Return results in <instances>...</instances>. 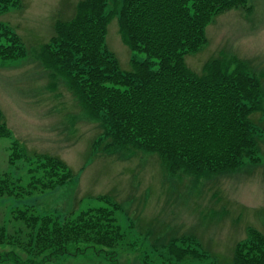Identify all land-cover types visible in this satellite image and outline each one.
<instances>
[{"label":"rangeland","instance_id":"1","mask_svg":"<svg viewBox=\"0 0 264 264\" xmlns=\"http://www.w3.org/2000/svg\"><path fill=\"white\" fill-rule=\"evenodd\" d=\"M83 1L23 0L21 10L0 14V25L12 29L22 44L13 49V59L0 58V111L10 131L9 138H0V174L26 186L39 175L40 162L50 185L55 167L45 158L60 160L71 174L63 185L0 198V225L18 228L11 220L15 209L30 207L35 215L62 221L116 203L122 241L115 250L74 254L72 246L47 264H231L234 247L247 239L249 228L264 236V0H244L216 15L204 29L206 45L184 56L185 68L198 76L213 63L223 71L239 67L258 82L261 93L248 116L258 133V162L203 176L165 174L159 160L143 152L91 154L104 130L81 108L67 78L47 65L43 50L51 44L55 23L70 19ZM122 2H107L104 47L128 72L132 60L146 56L131 52L118 32ZM2 46H7L4 38ZM14 143L25 157L9 164ZM9 250L0 246L2 255Z\"/></svg>","mask_w":264,"mask_h":264},{"label":"trees","instance_id":"2","mask_svg":"<svg viewBox=\"0 0 264 264\" xmlns=\"http://www.w3.org/2000/svg\"><path fill=\"white\" fill-rule=\"evenodd\" d=\"M22 1L0 0V14L21 10ZM108 1L78 4L70 19L55 23L51 44L43 49L47 65L67 78L81 108L104 130L93 141L91 154L110 156L131 150L135 157L143 152L154 155L170 175L221 174L235 171L245 161L258 162V133L248 120L261 101L258 82L239 67L223 71L213 63L198 76L183 63L185 55L206 45L204 29L211 20L244 0H123L118 32L131 52L146 56L143 61L132 60L128 72L104 47ZM2 38L7 46L0 47V58L13 59L12 51L22 47L21 41L4 24L0 25ZM9 137L0 111V138ZM17 145L13 144L9 164L25 157ZM45 160L55 167L50 185L37 156L39 175L26 186L7 173L0 174V198L30 196L63 185L71 177L60 160ZM111 205L112 209L82 210L62 221L35 215L30 207L15 209L11 220L18 228L9 231L0 225V246L10 249L0 254V262L47 264L72 246L74 254L115 250L122 241L114 211L120 205ZM229 262L264 264V236L249 228L247 239L235 245Z\"/></svg>","mask_w":264,"mask_h":264}]
</instances>
